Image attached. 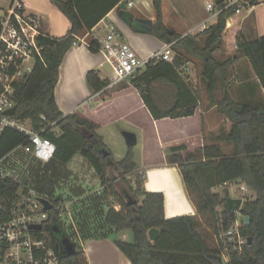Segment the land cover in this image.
Masks as SVG:
<instances>
[{"label":"trees","instance_id":"trees-1","mask_svg":"<svg viewBox=\"0 0 264 264\" xmlns=\"http://www.w3.org/2000/svg\"><path fill=\"white\" fill-rule=\"evenodd\" d=\"M51 1L69 18L71 29L61 37L47 35L39 38L43 59L38 60L26 79L16 84L15 116L31 120L36 127L42 115L48 122L58 121L60 134L55 135L49 130L44 133L57 145L52 160L68 164L77 153H81L90 161L101 180L104 195L113 198L104 217L105 225L117 234L126 230L132 233L131 241L115 239L120 250L132 264H264V102L238 101L228 91L224 93L218 106L232 125L226 134L219 135L218 140L231 146L230 155L225 153L221 144L190 150L183 143L168 149V162L178 166L188 196L198 212L197 215L166 218L163 192H146L142 184L133 193L127 189L119 192L115 187L112 169L127 175L138 168L134 146H129L123 159L114 160L112 151L97 132L99 124L79 111L64 114L56 101L60 66L67 52L78 41L83 29L91 31L120 0L103 12H97L101 7L99 4L83 5L80 0ZM154 4L156 22L150 31L143 29L130 14L121 10L119 13L134 31L158 36L172 44L178 54L173 62L151 59L146 69L131 78L130 82H121L118 86L119 90L130 86L139 90L153 119H180L196 114L200 96L178 69L184 64L186 54L203 60L202 76L212 95L222 85L224 90L228 88L225 68L232 59L241 57L250 60L264 89V35L255 39L241 37L237 46L238 56L226 62L217 61L213 56L223 43L227 20L232 14V9H224L225 1L218 4L221 12L215 24L202 33L186 36L165 24L162 0H154ZM88 46L92 52L98 53L101 42L93 38ZM87 81L96 93L106 91L111 83L95 69L88 72ZM160 81L167 82L174 89L173 102L167 108L162 107L153 94L154 84ZM24 140L25 135L20 131L7 129L0 142V156L8 154ZM231 182L244 183L252 192L250 197L233 199L229 193L224 195L215 190L220 186L227 187ZM11 190L0 189V202H6L13 195ZM141 195L143 200L139 203ZM115 198L120 209L114 203ZM55 201L61 202L62 199ZM204 219L216 232L217 246H211L203 232ZM46 226L44 236L59 256V264H89L85 251L78 248L71 238L58 211H50ZM151 228L160 230L156 241H151L148 236ZM231 229H236L237 233L228 235ZM231 237L235 242H229ZM239 238L244 239L242 245L237 242ZM66 239L76 245V252L72 255L67 254ZM226 246L228 261H225Z\"/></svg>","mask_w":264,"mask_h":264},{"label":"crops","instance_id":"crops-1","mask_svg":"<svg viewBox=\"0 0 264 264\" xmlns=\"http://www.w3.org/2000/svg\"><path fill=\"white\" fill-rule=\"evenodd\" d=\"M25 1L30 12L40 15L43 18L44 29L51 37H61L70 31L71 21L70 23L67 21L62 28L58 27V25H55L50 20L51 10H60L51 0ZM117 1L118 0H80L83 5H101L97 12L105 11ZM124 1L125 0H120V2H118V4L112 8L91 31L83 29L78 35V41L67 52L60 66V78L55 89L56 101L64 114L67 115L74 111H79L90 117L92 110L95 109L89 107V103L92 100H98L99 103L96 109H100L111 106V104L113 105L117 100L126 101L129 98H134L136 103L145 110V114L147 116L150 115L139 92L133 87L109 92V90L116 85L111 82L106 88V91L96 93L87 81V74L92 69L99 71L103 78H108L110 80V78L103 73L105 64H110L106 56L101 51L98 53L92 52L88 46V43L93 38H97L101 44L114 38L125 40L137 51V53L144 56H141L142 58H149L168 45V43L163 42V47L155 48L152 45L151 37H149L151 36L150 33L134 31L121 18L119 13L120 10L123 11L124 14L128 13L134 20L137 17L151 19L154 25L156 22L154 0H127L128 2L132 1L133 6L128 5L127 8L120 7ZM217 1L218 0H162L163 20L168 27L183 36L197 35L217 22L220 11ZM254 1L255 0H244V6H242L243 8H241V11L232 12L231 16L228 18L227 27L223 33V43L213 53L217 61L226 62L238 56L239 53L236 52L234 48H237L238 41L241 37L255 39L264 35V0H257L255 4ZM10 2L11 0H6V3L0 4V7H7ZM210 3L215 6L213 10L208 7ZM244 9H246V15L241 16ZM253 15H255L256 21L247 25V20ZM95 17H97V15ZM58 29H61V34H54ZM259 34L260 36H258ZM188 63H191V61ZM202 63L201 66L202 69H204ZM196 80V84L201 82L200 77ZM225 81L228 87L233 86L235 88V93L240 97L241 101L259 102L261 101V99H258L260 95L264 98V89L253 66L244 61L243 57L232 59L226 66ZM102 96H104V98ZM219 98V91H216V93L212 95L210 92L207 93L205 90H201L196 114L192 117L180 118L187 120L185 121V125L163 130L160 128L163 119H153L152 123L155 131L153 136L147 139L148 142L152 144L151 146H153V148H149L148 150V145L144 144L140 154H135V161L138 165L135 171L137 173L144 171L142 182L144 191L164 193L166 218L182 215H197L198 212L194 201L188 196L178 166L168 162V149L171 146L183 143H186L190 150L204 145L215 144H221L224 151L226 148L231 149L230 145H226L224 142L218 140L219 135H221L220 125L216 124L215 117L220 115L218 103L221 99ZM233 98L236 99L234 96ZM151 118L153 117L151 116ZM149 120L152 119L149 118ZM221 122L232 124L227 116L222 118ZM100 127L99 124L97 130H99ZM100 135L102 136V134ZM102 138L103 140L105 139L103 136ZM225 153L228 155L231 154V152L227 151H225ZM235 184L236 183L233 184V182H231L227 184V187H220L228 189L230 192ZM239 185H241L242 188L244 186L246 187L244 183ZM220 187H217L215 190L218 191ZM109 200L113 201V198L110 197ZM108 205L109 203L102 205L100 208V215L103 219L101 224L102 229L105 228L102 234L93 235L89 233L83 236L80 235V231L77 230L76 226L78 233L76 237L78 239L75 242L81 245V248L80 246H78V248L85 251L89 264H132L131 260L120 250L115 242L116 238L131 241L132 233L126 230L117 234L111 227L105 225L104 217L108 211ZM67 209L69 210V214V208L64 209V211ZM117 209L119 208L117 207ZM73 223L76 224L75 221H73ZM68 233L74 240L73 234L70 233V231H68Z\"/></svg>","mask_w":264,"mask_h":264},{"label":"built area","instance_id":"built-area-1","mask_svg":"<svg viewBox=\"0 0 264 264\" xmlns=\"http://www.w3.org/2000/svg\"><path fill=\"white\" fill-rule=\"evenodd\" d=\"M225 3L224 9L236 8L240 12L244 0H226ZM128 5L133 6V2ZM208 7L213 10L215 6L210 3ZM47 35L43 18L30 12L25 0H11L7 7H0V142L7 129L25 135L21 144L0 156V189L11 190L15 184V189L11 190L13 195L6 202H0V264H59V256L44 235L50 211H58L62 216L64 204L49 199L53 207L46 209L39 192L23 182L17 163L9 161L10 154L18 148L44 162L51 161L57 151L56 143L44 133L49 130L55 135L60 134L58 121L48 122L42 115L36 127L29 119L7 113L16 106V84L26 79L38 60L43 59L39 38ZM100 51L114 69L113 84L136 77L151 59L174 61L172 44L149 58H142L120 38L107 40L101 44ZM243 188L247 190L245 186ZM236 233V229H231L227 234ZM229 242L235 241L231 237ZM237 242L242 245L244 239L239 238Z\"/></svg>","mask_w":264,"mask_h":264},{"label":"rangeland","instance_id":"rangeland-1","mask_svg":"<svg viewBox=\"0 0 264 264\" xmlns=\"http://www.w3.org/2000/svg\"><path fill=\"white\" fill-rule=\"evenodd\" d=\"M5 3L6 0H0V4ZM232 12H236V8L232 9ZM244 15H246V9H244L243 13L241 14V16ZM50 16V20L55 25H58V27L63 28L67 21L70 23L69 18L60 10H51ZM253 21H256L255 15L247 20V25L252 24ZM61 29L55 31L56 33L54 34H61ZM150 35L151 36L149 37H151L150 39L152 41V45L155 48L163 47L164 41L161 38L154 34ZM258 36H260V34ZM234 50L238 52V48L235 47ZM177 54L178 52L172 48V57L175 58ZM139 55L144 57L141 54ZM243 59L244 61L252 65L247 57H243ZM200 60V57L186 54L183 60L184 64L182 66H179L178 68L182 72L185 79L191 83L195 90H197L199 96L201 90H205V92L207 93L209 92L207 83L202 76L203 69L201 63L203 61ZM189 61H191V63H188ZM202 64L204 65V62ZM103 73L105 76H108L110 78L111 82L113 81L114 69L112 65L106 63L103 68ZM198 77H200L201 82L199 84H196V79H198ZM130 81L131 78H127L122 82ZM120 83L111 88L109 92L119 90L118 86L120 85ZM222 86L218 90L220 95L219 99H222L224 93L228 91V93H231L230 95H233L236 100L241 101L240 97H238V95L235 93L236 90L233 86L228 87L226 90H224L225 88ZM133 88L138 91L141 96L140 91L135 87ZM153 94L158 103L162 107L167 108L173 102L174 89L167 82L160 81L154 84ZM102 97L104 98V96ZM258 99H261V101L264 102L263 96H258ZM98 103V100H92L89 103L90 108H95L94 110H92V114L89 118L100 124L101 127L99 130H97V132L102 134V136L105 138L104 142L112 151L114 160L123 159L128 151L129 146L127 145V141L124 135L125 132H133L137 136L138 143L133 147L135 154H140L142 146L144 144L148 145V150L149 148H153V146H151L152 144L147 140L151 136H153L155 131L154 125L152 123L153 118H151V114L148 116L145 114V110H143L142 107H140L136 103L134 98H129L126 101L117 100L113 105L111 104V106L96 109ZM82 114L84 115V113ZM220 115L215 117V122L216 124L220 125V134L224 135L230 130L232 124L221 122V119L226 117L225 113L221 109ZM149 118L152 120H149ZM185 121L187 120L166 118L162 120L160 128H162L163 130H165L166 128L172 129L180 125H185ZM224 143L228 145L226 142ZM231 150L232 149L230 148H226L225 151L231 152ZM9 161L17 163V167L22 175L21 178L23 182L32 189L38 191L43 198L53 200H57V198L62 199V203L65 204L64 208H69L70 213L68 214L69 210L67 209L62 214L61 219L65 228L68 229L67 231H70V233L73 234L72 236L74 237V241H77L78 239L76 237L78 236L77 230H79L80 235L83 236L89 233L93 235L102 234L105 228L102 229L101 224L103 219L100 215V208L102 207V205H106L112 200H109V198L104 195V188H102L101 180L96 170L94 169L90 161L81 153H77L70 163L61 164L56 160H51L48 162L40 161L31 156L29 153L25 152L24 149L18 148L10 154ZM111 171L112 177L116 180L114 181L115 187L119 192L127 189L130 190V193H133L142 184L141 180L144 177V171H141L139 173L133 171L127 175L122 174V172H117L113 169ZM234 183L235 182H233V184ZM239 184L241 183H236L230 190V192H226L225 188L221 187L218 191L224 195L229 193L233 199L249 198L252 194L251 190L247 186V190H245ZM142 200L143 195L139 197V203H141ZM114 203L116 207H118L119 209L121 208V206L117 202V198H115ZM219 210H221V207H219ZM73 221H75L76 224L73 223ZM202 229L203 232H205L210 245L217 246L218 241L216 232L213 226L210 225V222L204 219ZM78 246H80L81 248V245ZM227 252L228 248L226 246L225 261H228L229 259Z\"/></svg>","mask_w":264,"mask_h":264},{"label":"water","instance_id":"water-1","mask_svg":"<svg viewBox=\"0 0 264 264\" xmlns=\"http://www.w3.org/2000/svg\"><path fill=\"white\" fill-rule=\"evenodd\" d=\"M220 2H222V0L217 1L218 4ZM120 7L127 8L128 7V1L125 0L120 5ZM135 21L138 22L142 26V28L147 30V31H150L152 29L153 20H151V19L137 17V18H135ZM16 109H17V106L13 107L7 113L12 115L15 113ZM124 135H125L128 146H135L137 144L138 140H137L136 134H134L133 132H125ZM42 201H43L46 209H48V210L52 209L53 204L49 199L42 198ZM130 202L131 203L133 202L131 197H130ZM248 220H249V218L246 217V221H248ZM148 236H149L151 241H156L160 236V230L158 228H151L148 231ZM64 243L66 245L67 254L72 255L73 253L76 252V245L74 242L70 241V239H66L64 241ZM249 243H250V241H249Z\"/></svg>","mask_w":264,"mask_h":264}]
</instances>
